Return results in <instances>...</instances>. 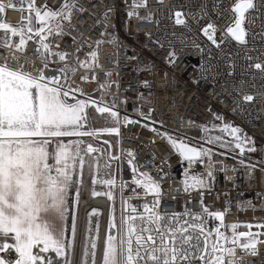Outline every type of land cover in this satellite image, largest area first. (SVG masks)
Returning a JSON list of instances; mask_svg holds the SVG:
<instances>
[{"label":"built area","instance_id":"obj_1","mask_svg":"<svg viewBox=\"0 0 264 264\" xmlns=\"http://www.w3.org/2000/svg\"><path fill=\"white\" fill-rule=\"evenodd\" d=\"M71 2L76 8L70 22L60 21L63 34L47 36L49 52L34 35L22 52L0 47V62L11 51L29 61L26 67L34 73L59 68L67 77L64 88H79L84 94L76 92L75 96L94 97L99 106L107 105L118 114L114 187L119 192L121 216L131 213L132 207L144 213L151 196L127 197L123 186L133 181L134 173H147L160 185L157 210L161 214L171 217L207 208L210 213H223L219 223L203 213L208 227L230 236L232 230L227 226L256 224L264 234V71L255 68L256 63L264 65V0H255L257 9L248 13L245 44L226 32L233 22L230 9L235 0H136L144 5L139 7L133 6V0ZM0 3L5 5L0 22L19 27L28 20L27 5L9 7L8 0ZM34 3L56 10L64 0ZM129 11L134 14L129 16ZM176 12L182 14L185 24L175 23ZM208 24L215 26V44L204 34ZM7 40L19 43V37L11 33ZM57 52L66 54L63 61ZM247 95L253 99L245 101ZM215 115L220 127L240 128V138L255 151L232 154L221 147L226 142L223 139L208 143L212 137L204 131L214 125ZM124 117L134 122L126 124ZM167 135L198 150L210 149L211 169L207 156L192 165L182 160ZM102 147L97 143V151ZM193 178H202L206 187L186 192L185 181L191 185ZM103 200L105 207L96 209L105 218L108 204ZM227 246L235 254L225 257L226 262L264 264V242L256 243L255 255L239 244L229 242ZM0 257L8 264L17 258L12 249L0 252Z\"/></svg>","mask_w":264,"mask_h":264},{"label":"snow or ice","instance_id":"obj_2","mask_svg":"<svg viewBox=\"0 0 264 264\" xmlns=\"http://www.w3.org/2000/svg\"><path fill=\"white\" fill-rule=\"evenodd\" d=\"M20 2L28 6L30 11L28 20L22 21L19 27L0 22V30L19 37V43L12 44L7 39H0V47L22 52L27 41L33 39V35L30 34H34L39 37L42 49L49 52L47 36L53 33L63 34L60 21L70 22L71 12L76 8V4L71 0H64L59 9L53 10L46 6L37 7L34 0H20ZM8 6L15 7L14 0H8ZM133 6L144 5L133 0ZM256 9L255 0H235L230 9L233 13V22L226 28L227 34L239 43L245 44L247 32L244 25L248 13ZM4 11L5 5L0 3V13ZM32 12L35 13L34 18ZM133 14L132 11L128 13L129 16ZM175 16L176 24H185L180 12H176ZM33 19L39 23V28L34 27ZM203 31L215 44V26L208 24ZM56 55L62 61L66 57L62 52H57ZM92 57L95 60L96 53L93 52ZM29 63L11 51L6 55L4 62H0V252L12 249L17 257L14 264H51L50 260L45 261L44 256L34 254L33 249L39 246L40 253L51 251L57 256H63L66 249L72 247V243L66 244L64 238L69 189L74 184L80 183L74 179V176L78 168L83 169L86 163L85 157L97 151L91 144L84 151L80 147L84 143L81 140L62 142L58 138L95 136V132L81 129L88 119L86 109L89 103L96 105L97 102L76 99V92L84 94L81 89L70 85L64 88L59 85L55 77L46 81L42 73H34L26 67ZM78 63L87 66L85 62L78 61ZM255 68L264 71V65L261 63H256ZM83 79L87 80V76ZM65 80H67L66 76ZM70 95L74 101L72 103L68 101ZM252 99L250 95L244 97L245 101ZM96 111L109 113L111 118L119 123L118 114L111 111L109 106H97ZM124 121L126 124L134 122L127 117H124ZM103 131L118 134L119 128H105ZM221 131L233 137L235 147L241 154L245 151H255L254 147H246V141L240 138V128L224 125ZM167 140L182 160H186L189 165L207 156L208 166L211 169L210 149L198 150L171 136H168ZM220 141L221 137L216 136L209 138L207 142L212 144ZM53 144H55L54 148ZM224 146L221 143V147ZM207 174L211 177V170ZM141 177L134 179L137 187H142L146 193L155 194L157 198L151 207L144 205V213H139L135 207H132L131 213H122L118 225L110 215L109 233L104 241L101 264H193L197 259L203 264H232L231 261L225 260V257L235 254V249L227 246L229 242L233 245L239 244L251 255L256 254L255 237L260 234L237 232V228L240 227L238 224L227 226L232 230L230 236L217 228L209 244L208 237L211 230L209 234H205L204 220L200 213H174L171 217L161 214L157 210L160 203V185L147 173H142ZM100 182L93 180L94 184ZM102 182L110 186L115 183L112 179ZM203 187H206V184L202 178H193L191 185L185 181L186 192L189 188ZM76 191L78 199L79 189L77 188ZM101 194L95 190L92 192L93 196ZM106 195L109 200L113 199L111 191ZM201 212L223 221L222 212L210 213L207 208H202ZM98 214V209H92L89 216L91 218ZM182 216L188 217L183 223L180 219ZM112 229H115L114 233ZM75 230L73 216V238ZM201 235H204L203 247L200 243ZM241 238L245 240L242 241ZM194 239L195 244L192 243ZM9 240L13 242L9 243ZM96 249L97 239L86 234L82 264H88L89 256L91 264H96ZM0 264H8V261L0 257Z\"/></svg>","mask_w":264,"mask_h":264},{"label":"crops","instance_id":"obj_3","mask_svg":"<svg viewBox=\"0 0 264 264\" xmlns=\"http://www.w3.org/2000/svg\"><path fill=\"white\" fill-rule=\"evenodd\" d=\"M33 24H34V27H36V28L40 27L39 23L36 22L35 19H33ZM43 76H44L46 81H50L53 77H55L59 81V85L60 86H63V83L65 81V75L63 74V72L59 68H56V67H46L44 69ZM33 91H35V90H33ZM75 98L76 99H80V100H85V101L94 100V97L80 98V97L75 96ZM68 101H69V103L74 102L72 97H71V95L68 98ZM97 106H99V105L98 104L92 105L91 103H89V106L86 109V113H87L88 119L85 122L83 128L81 129L82 131L95 132L97 136L96 135L95 136H71V137H61V138H58V139L60 141H62V142H72V141L81 140L84 143L81 144L80 147L84 151L87 150V146L89 144H93V146L94 145L96 146L97 143H100L103 147L97 152H103L104 151L105 154H106V157H107L106 160H105L106 164H104V168H103L102 172L100 173V175L101 176H105L107 179H112L115 182V179H116V164H115V160H113L112 158L111 159L108 158L109 154H112V147H111V145H109V147H107L102 142H105L106 144L108 142V144H109L110 141L113 139L111 137V135H115L116 138H117L116 133H107V132L103 131V129H105V128L117 127V123L112 118L110 119L111 116H109L108 113H99V112H97L96 111V107ZM99 107H101V106H99ZM52 147L54 148L55 144H53ZM96 159L98 161H100L99 157H97ZM85 160H86V163H85L83 169L82 170H80L79 168L77 169L76 174H79V176H84L85 175V171L87 170V168H92V166H94V156H92L91 153H89L85 157ZM76 174L74 176V179L76 178ZM79 181H81V180L79 179ZM133 181H134V179H133ZM133 181H131V182H133ZM127 183H130V182H127ZM127 183H125V184H127ZM125 184L123 186V193H124ZM73 187H74V185H73ZM73 187H71L69 189L68 214H67V219L64 221V238H65L66 244L69 243V240H70L73 216L75 217V229H76V224L79 221V216H78L79 209H80V207H78L79 203L81 201L89 202V200H87V199H85V198H83L81 196H78V199H77V194L73 193ZM113 188L115 189L114 185H113ZM125 194H127V193H125ZM139 194H150V193H139ZM134 195H138V194H134ZM94 198H102V199H106V201H107L106 197L96 196ZM107 204H108V201H107ZM90 211H92V209L89 210L87 213L85 212V214H84V219H83V224H82V232L84 231V224H85V221L87 222V215H88V213ZM110 215H111L112 218H114L116 224L118 225L120 223V219H121L120 203H119V207H117L115 205V203H111V207L108 204V209H107V213H106V216H105L106 221H105V218L101 215L100 234H99V239H101V241H102V237H104L103 234L105 235L104 231H103V233H101V227L103 226V228L105 229L107 219H108V217ZM111 231L114 233L115 229H112ZM82 237H83V234H82ZM8 242L12 243L13 241L9 240ZM102 252H103V248H102L100 253L98 252V257L100 256V259L102 258ZM33 253L36 254V255L44 254V253H40L39 252V246L37 248L33 249ZM81 253H82V242H81V248H80V251H79V254H78V259H79L78 260V264H81L80 263ZM46 254L48 255L47 261L50 260L51 264H55L56 261H57V260H55L56 253L50 251V252H48ZM52 254H54V256H51ZM100 259L98 258L99 264H101V260ZM58 264H59V262H58Z\"/></svg>","mask_w":264,"mask_h":264},{"label":"rangeland","instance_id":"obj_4","mask_svg":"<svg viewBox=\"0 0 264 264\" xmlns=\"http://www.w3.org/2000/svg\"><path fill=\"white\" fill-rule=\"evenodd\" d=\"M15 4L17 6H25L27 5L26 3H21L20 0H15ZM10 33H5L4 30H0V39H8ZM33 35L34 34H30ZM65 84V81L63 83V85ZM109 114V113H108ZM110 116V115H109ZM111 119V117H110ZM220 120H219V116L215 115V121H214V125L211 126L210 128H206V130L204 131L205 134L210 135V137L215 138L216 136H220L221 139H223L224 142V149L228 150V151H237V148L235 147V141L233 138H230V136H226L225 132H222L219 128L220 127ZM97 136V135H96ZM170 135H167L166 137H168ZM111 137L113 138L110 143L107 144L105 142L104 143L107 147H109V145H111L112 147V154H109L108 158L109 159H113L116 160L117 159V138L115 135H111ZM172 137V136H171ZM181 141V140H180ZM183 141V140H182ZM208 141V140H206ZM185 143V141H183ZM93 146V144H91ZM94 148H96V146H93ZM92 156H94V166H92V168H87V170L85 171V175L84 176H79V174H76V178L75 180L79 181V179L81 180L80 183L74 184L73 187V193L77 194V188L79 189V196L87 199V200H91L92 198L99 196V197H106L109 206L111 207V203H115V205L117 207H119V192L115 191V189L113 188V185H107L104 184L102 181L104 180H108L105 176H101L100 173L102 172L103 168H104V164H106L105 160H106V154L105 152H93L91 153ZM99 157L100 161H98L96 158ZM98 180L101 181L100 183H93V180ZM93 190H95L96 192L102 193L101 195H96L93 196L92 192ZM135 190V191H133ZM111 191L112 195H113V199L109 200L107 197V193ZM124 193H127L128 195H134V194H139V193H146L145 190L142 187H137V185L133 182L127 183L125 184V188H124ZM150 196L153 195V193L149 194ZM95 209V208H94ZM92 211H90L87 215V222L85 225V234H84V245H83V250L85 247V243H86V234L88 236H90L91 238L97 239V249H96V264L98 263V247H100L101 243L103 244L104 247V241L106 238V235L109 233V228H108V224H109V219L110 216L107 219L106 222V226L104 229V237H103V242L99 239V234H100V224H101V211L99 210V214L96 216H89V214ZM79 216V215H78ZM212 218L215 219V222H221L220 220H217L215 218V216H212ZM97 224H98V238H97ZM243 225H251V228H246ZM209 230H211V241H212V237L215 235V229L213 227H208ZM87 230V232H86ZM238 232H251L253 234H260L257 235L255 237V239L257 240V242L260 241H264V234H262L259 231L258 225L256 224H246L243 223L240 225V227L238 228ZM83 234V232H82ZM75 240H76V232H75V236L73 238V233L71 230V235H70V240L69 242L72 243V247L70 249H66L65 255L63 256H57L55 255V260H57L59 262V264H73L74 258V251H75ZM242 241L245 240V238H241ZM77 241V240H76ZM81 242H83V237L81 239ZM233 245V244H232ZM75 247V248H74ZM90 247V246H89ZM82 259H83V251L81 253V259H80V263L82 264ZM88 264H91V257H88Z\"/></svg>","mask_w":264,"mask_h":264},{"label":"bare ground","instance_id":"obj_5","mask_svg":"<svg viewBox=\"0 0 264 264\" xmlns=\"http://www.w3.org/2000/svg\"><path fill=\"white\" fill-rule=\"evenodd\" d=\"M226 150V149H225ZM228 151V150H226ZM229 153H232V154H236L239 152V149H237L236 152L234 151H228ZM125 196L127 197H132L134 195H128V194H125L123 193ZM156 199V196L155 194L151 196V199L148 201L147 205H149L150 207L152 206L153 204V201ZM91 206H94L95 209L96 208H99V207H102L104 208L105 207V201L102 199V198H97L96 200H92V201H89V202H86V201H81V205H80V209H79V221H78V227H77V231H76V248H75V251H74V261H73V264H78V254H79V251H80V248H81V239H82V224H83V219H84V214L85 212L91 207ZM79 207V206H78ZM107 212V210L105 211ZM202 213V212H200ZM203 220H204V214H203ZM226 225L224 224L222 227H225ZM204 228L209 232V229H208V226L206 225L205 221H204ZM211 236V234H210ZM103 239V237H102ZM101 240V239H100ZM260 242H264V241H260ZM98 252L100 253V249L98 247ZM100 259V256L98 257ZM195 261H200L199 259L195 260ZM227 261H231L232 264L233 261L231 259H227ZM194 262V261H193ZM98 264H99V260H98Z\"/></svg>","mask_w":264,"mask_h":264},{"label":"trees","instance_id":"obj_6","mask_svg":"<svg viewBox=\"0 0 264 264\" xmlns=\"http://www.w3.org/2000/svg\"><path fill=\"white\" fill-rule=\"evenodd\" d=\"M221 128H223V127H221ZM220 128V129H221ZM226 133V135H225V137L226 136H230L227 132H225ZM230 138H233L232 136H230L229 137V139ZM140 178H142L141 176H138V175H136L135 173H134V179H140ZM154 195V194H153ZM201 214V216H202V218H203V213H200ZM181 223H183V221L184 220H187L188 219V217L187 216H182L181 218ZM197 223H199V221H197ZM85 225H86V221H85V224H84V230H85ZM203 227H204V224H203ZM204 230H205V234H209V232L204 228ZM84 234H85V232H83V242H82V251H83V245H84ZM103 240V239H102ZM208 242H209V244H211V236L209 235V237H208ZM192 243H196V240L194 239L193 241H192ZM200 243H201V247H203V245H204V235H201V237H200ZM41 256H44L45 257V261H47V258H48V255L46 254V253H44V254H42ZM51 256H54V254H52ZM101 260V259H100ZM55 264H58V261H56V263Z\"/></svg>","mask_w":264,"mask_h":264}]
</instances>
